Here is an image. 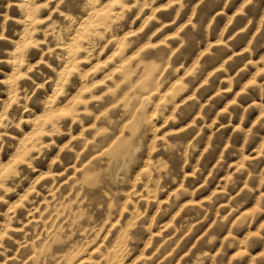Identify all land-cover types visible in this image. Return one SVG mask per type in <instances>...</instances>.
<instances>
[{
  "label": "clouds",
  "instance_id": "clouds-1",
  "mask_svg": "<svg viewBox=\"0 0 264 264\" xmlns=\"http://www.w3.org/2000/svg\"><path fill=\"white\" fill-rule=\"evenodd\" d=\"M0 264H264V0H0Z\"/></svg>",
  "mask_w": 264,
  "mask_h": 264
}]
</instances>
